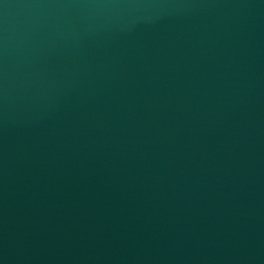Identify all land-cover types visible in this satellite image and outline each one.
<instances>
[{
    "label": "water",
    "instance_id": "obj_1",
    "mask_svg": "<svg viewBox=\"0 0 264 264\" xmlns=\"http://www.w3.org/2000/svg\"><path fill=\"white\" fill-rule=\"evenodd\" d=\"M0 264H264V0H0Z\"/></svg>",
    "mask_w": 264,
    "mask_h": 264
}]
</instances>
